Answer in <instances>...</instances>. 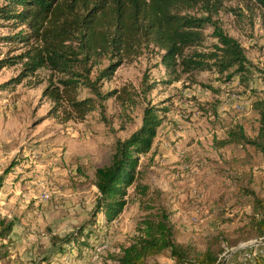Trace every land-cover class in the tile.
Masks as SVG:
<instances>
[{
    "label": "rangeland",
    "instance_id": "374dc122",
    "mask_svg": "<svg viewBox=\"0 0 264 264\" xmlns=\"http://www.w3.org/2000/svg\"><path fill=\"white\" fill-rule=\"evenodd\" d=\"M220 1L211 17L203 6L188 13L207 24L202 44L184 55L214 64L208 59L223 55L217 26L250 63L243 80H227L232 70L221 74L210 65L170 84L175 75L161 64L162 53L148 47L126 58L109 80L98 79L106 59L92 68L100 93L117 91L123 105L81 87L78 98L92 99L94 108L82 121H65L42 95L48 69L19 84L13 81L22 63L0 69V233L13 224L0 238V264H117L137 227L161 211L173 240L189 249L188 264H198L196 257L206 252L216 264H255L264 257V233L255 227L264 210L253 201L264 198V159L252 148L215 143L236 125L248 137L257 130L252 103L264 99V9L248 0ZM20 31L25 28L0 21V60L26 51L22 43L4 40ZM147 107L166 112L150 153L139 158V177L122 213L107 224L95 211V171L140 128ZM147 264L177 263L164 251Z\"/></svg>",
    "mask_w": 264,
    "mask_h": 264
},
{
    "label": "trees",
    "instance_id": "16d2710c",
    "mask_svg": "<svg viewBox=\"0 0 264 264\" xmlns=\"http://www.w3.org/2000/svg\"><path fill=\"white\" fill-rule=\"evenodd\" d=\"M0 21L11 22L24 27L6 42L22 43L26 51L12 58L0 60V69L17 64L23 66L22 73L14 84L46 68L51 72L48 86L42 95L50 100L57 111L65 114V121L85 119L94 108L90 98L79 99L81 87L88 88L101 100L117 99L123 105L124 99L111 91L102 95L91 81L92 68L102 60L109 65L98 79H111L122 62L136 56L144 48L153 47L161 52V64L175 75L206 71L210 65L219 73L232 70L226 79L250 73V63L237 42L227 37L214 26L215 37L223 52L221 57L207 60L199 56H186L188 49L203 42L205 18H195L188 13L198 6L211 17L221 9L220 0H1ZM264 9V0H248ZM52 74L59 78L56 82ZM244 75V76H243ZM257 115L258 127L253 137L245 135L241 126H235L224 140H215L218 148L236 145L252 148L264 159V99L252 103ZM164 109L147 107L140 128L123 142H118L108 165L94 174V186L98 191L95 211L104 216L107 224L112 223L123 211L127 190L136 184L139 177V158L150 153L156 130L161 124L160 115ZM166 112V111H165ZM254 208L264 210V198H254ZM13 224L5 225L0 238L12 231ZM258 235L264 233V216L255 222ZM169 251L170 258L177 264H188L189 249L173 240L172 226L163 211L148 216L126 247L121 248L117 264H147L151 258ZM198 264H216V258L204 253L197 256ZM255 264H264V257H257ZM195 262V261H194Z\"/></svg>",
    "mask_w": 264,
    "mask_h": 264
},
{
    "label": "water",
    "instance_id": "95a60500",
    "mask_svg": "<svg viewBox=\"0 0 264 264\" xmlns=\"http://www.w3.org/2000/svg\"><path fill=\"white\" fill-rule=\"evenodd\" d=\"M223 264H225V263H223Z\"/></svg>",
    "mask_w": 264,
    "mask_h": 264
}]
</instances>
